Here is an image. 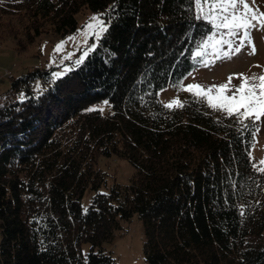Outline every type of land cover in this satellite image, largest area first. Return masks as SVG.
<instances>
[{"label":"trees","instance_id":"obj_1","mask_svg":"<svg viewBox=\"0 0 264 264\" xmlns=\"http://www.w3.org/2000/svg\"><path fill=\"white\" fill-rule=\"evenodd\" d=\"M188 6L0 0V38L14 39L19 51L41 33L76 31L85 8L108 25L59 79L57 67H37L10 77L0 93V264H115L101 244L134 214L146 264H264V175L249 154L255 139L190 93L174 109L158 96L202 66L192 58L194 41L210 26L194 21ZM103 101L107 114L89 111ZM111 156L134 172L100 191L107 179L99 160Z\"/></svg>","mask_w":264,"mask_h":264},{"label":"rangeland","instance_id":"obj_2","mask_svg":"<svg viewBox=\"0 0 264 264\" xmlns=\"http://www.w3.org/2000/svg\"><path fill=\"white\" fill-rule=\"evenodd\" d=\"M250 5L260 12H264V0H249ZM99 15L88 8L76 14L77 29L65 35L52 33H41L34 42L29 43L26 50L19 51L15 48V41L12 38H0V93L10 85V77H16L33 68L57 67L54 73H65L69 69L71 61L77 62L85 58V51L95 48L97 40L91 31L86 28L93 16ZM105 22V21H104ZM106 24V23H105ZM74 37V39H69ZM64 42L62 51L56 52V46ZM252 43L256 47L255 54H250V46H246L240 54L233 55L231 59L217 60L207 67L200 66L191 71L181 81L184 85L200 84L205 88L211 85L226 83L229 76L236 73H244L251 76L264 73V30H253ZM259 66V67H257ZM240 80L233 76L232 84L238 85ZM186 91H178L172 84L158 91V96L165 104L179 97L183 98ZM92 104L90 108H103L102 113L107 114L110 105L104 103ZM260 130L255 136V142L250 150V157L257 167L259 162L264 160V118L260 122ZM99 168L104 171L107 179V186H101L100 191H106L108 186L115 180L120 184L129 182L134 172V167L125 159L117 156L102 157L99 160ZM93 193L87 190L84 194L82 204L85 207ZM121 227L116 229L112 237L102 242V246L115 259V264H146L143 258L144 232L143 225L137 214L130 220H122ZM89 243L81 245L83 254L89 249Z\"/></svg>","mask_w":264,"mask_h":264},{"label":"snow or ice","instance_id":"obj_3","mask_svg":"<svg viewBox=\"0 0 264 264\" xmlns=\"http://www.w3.org/2000/svg\"><path fill=\"white\" fill-rule=\"evenodd\" d=\"M252 2L254 3V0ZM188 5L187 11L191 13L194 21H201L210 26L207 33L198 41H194L193 59L207 67L217 60L231 59L233 55L240 54L246 46H250V54H255L252 32L264 30V12H260L258 8L254 9L249 0H188ZM86 28L97 41L108 31V25L99 15L93 16ZM63 46L64 42H61L55 51H62ZM87 55L88 51H85L84 56ZM82 62L83 57L77 61L78 64ZM70 70L64 71L66 73ZM62 75L63 73H53V82ZM233 76L240 80L238 85L232 84ZM233 76H229L226 83L207 88L200 84L184 85L182 81H177L173 87L178 91L190 93L197 103L204 104L213 112L223 114L225 118L233 121L238 133L243 135L247 132L254 140L264 118V73H253L251 76L236 73ZM37 91L42 92V89L37 86ZM20 99H25L23 93ZM104 103L107 104V101ZM163 106L168 109L182 108L184 102L177 97ZM99 111L102 112L103 108ZM259 164L261 166L257 167V164L253 163L252 168L264 175V160Z\"/></svg>","mask_w":264,"mask_h":264}]
</instances>
